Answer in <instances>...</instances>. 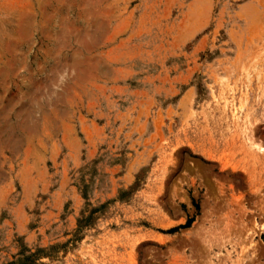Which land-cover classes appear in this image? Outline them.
Wrapping results in <instances>:
<instances>
[{
	"label": "rangeland",
	"instance_id": "obj_1",
	"mask_svg": "<svg viewBox=\"0 0 264 264\" xmlns=\"http://www.w3.org/2000/svg\"><path fill=\"white\" fill-rule=\"evenodd\" d=\"M0 264H264V0H0Z\"/></svg>",
	"mask_w": 264,
	"mask_h": 264
},
{
	"label": "trees",
	"instance_id": "obj_2",
	"mask_svg": "<svg viewBox=\"0 0 264 264\" xmlns=\"http://www.w3.org/2000/svg\"><path fill=\"white\" fill-rule=\"evenodd\" d=\"M190 222H191V219H187V221H186L184 226L189 225Z\"/></svg>",
	"mask_w": 264,
	"mask_h": 264
}]
</instances>
